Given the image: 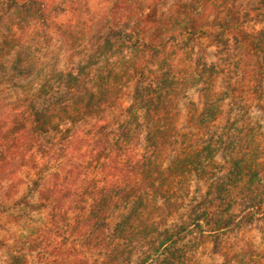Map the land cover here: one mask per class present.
<instances>
[{"label": "trees", "instance_id": "obj_1", "mask_svg": "<svg viewBox=\"0 0 264 264\" xmlns=\"http://www.w3.org/2000/svg\"><path fill=\"white\" fill-rule=\"evenodd\" d=\"M108 2L94 53L112 54L115 38V53L129 52L119 70L82 92L69 82L66 94H47L46 84L9 102L20 113L0 126V264H29L30 253L45 256L42 264H204L208 255L254 264L257 246L238 233L223 239L264 212V30L246 32L236 15L191 16L170 30L158 9L164 0ZM205 36L226 40L235 59L237 86L226 94L213 92L215 65L189 57V45ZM180 54L188 61L176 78ZM155 64L152 87L147 67ZM129 84L133 94H122ZM199 85L200 108L182 107ZM237 203L243 215L233 212Z\"/></svg>", "mask_w": 264, "mask_h": 264}, {"label": "rangeland", "instance_id": "obj_2", "mask_svg": "<svg viewBox=\"0 0 264 264\" xmlns=\"http://www.w3.org/2000/svg\"><path fill=\"white\" fill-rule=\"evenodd\" d=\"M127 1L133 4L136 0ZM30 3H33V9L43 12L44 20L36 19L34 11L28 8ZM260 4V0H164V4L158 9L165 16L164 25L170 30L186 22L191 16L206 15L212 22L214 19L226 20L231 15H236L243 22L246 32H256L264 30V10L260 11ZM109 6L108 0H0V126L20 113L19 109L11 110L9 106V102L18 94L36 93L46 84L49 86L47 94H66L69 82L75 84L74 91L85 84L91 88L104 81L108 70L114 72L119 70L129 52L127 48H123L120 53H115L117 50L115 38L109 41L113 47L112 54L108 56L103 48L94 53L95 45L98 43L102 45L104 42L96 31H99L98 22ZM126 20L124 14L121 22ZM123 27L124 29L118 30L121 34H125V30L128 29L126 24ZM227 44L226 40L219 42L211 36H205L189 45L188 54L193 61L203 62L207 66L213 64L217 68L214 94L219 92L226 94L229 90L224 89L229 85L237 86V83L233 82L238 79V73L234 72L235 59L231 51H228ZM223 49L227 51L222 52ZM106 57L108 59L105 60ZM179 57L180 64L172 73L176 78L180 76L183 65H187L188 61L184 54H180ZM16 58L17 69H13L12 63ZM147 70V77L154 87L156 79L153 76L158 74L159 70L156 64L148 66ZM21 71L22 74H19ZM132 89V84H129L123 89L122 94H133ZM186 94H189L188 100L182 101L181 106L189 108L188 103H194L200 108L202 101L200 95L206 93L201 92L199 85L188 90ZM39 98L38 106H44L46 97ZM129 103V98H125L121 109L128 107ZM259 104L264 108V100ZM249 110L250 115L260 121L258 109L251 107ZM186 114L187 107L182 108L180 117L182 123L186 119ZM222 121L223 119H220L218 122ZM90 125L83 124L79 129L87 130ZM260 130L264 134L263 126ZM258 164L260 165L258 170L261 171V166L264 168V155L260 157ZM24 187L25 185L19 186L18 193ZM203 190L202 188L201 191L204 192ZM1 191L0 189V193ZM29 199L35 202L37 192L32 193ZM233 210L237 216L243 215L241 211L243 207L239 203ZM109 222L112 224L114 220L109 219ZM12 228L15 231L19 230ZM236 233L243 242H251L259 248V253L252 258L254 264H264V212L254 211L251 219L243 222L240 231H233L223 240L234 242ZM3 250L0 247V262L4 256ZM45 260V256H36L34 253L28 255L29 264H42ZM204 264H221V261L215 256L208 255Z\"/></svg>", "mask_w": 264, "mask_h": 264}]
</instances>
